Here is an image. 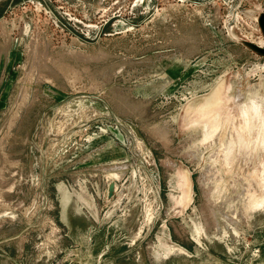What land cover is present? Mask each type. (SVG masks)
Instances as JSON below:
<instances>
[{
    "label": "rangeland",
    "instance_id": "obj_1",
    "mask_svg": "<svg viewBox=\"0 0 264 264\" xmlns=\"http://www.w3.org/2000/svg\"><path fill=\"white\" fill-rule=\"evenodd\" d=\"M262 14L0 0V264H264V199L202 168L210 145L182 129L217 76L264 83Z\"/></svg>",
    "mask_w": 264,
    "mask_h": 264
},
{
    "label": "clouds",
    "instance_id": "obj_2",
    "mask_svg": "<svg viewBox=\"0 0 264 264\" xmlns=\"http://www.w3.org/2000/svg\"><path fill=\"white\" fill-rule=\"evenodd\" d=\"M183 117L184 134L199 133L197 146L211 147L201 167L232 180L243 173L246 196L264 199V83L229 92L217 76L189 98Z\"/></svg>",
    "mask_w": 264,
    "mask_h": 264
},
{
    "label": "water",
    "instance_id": "obj_3",
    "mask_svg": "<svg viewBox=\"0 0 264 264\" xmlns=\"http://www.w3.org/2000/svg\"><path fill=\"white\" fill-rule=\"evenodd\" d=\"M259 25H260V28L264 34V14L261 15L260 19H259ZM252 50H254L255 52L261 54L264 56V49L263 48H260L258 46H255L253 44H249L248 45Z\"/></svg>",
    "mask_w": 264,
    "mask_h": 264
},
{
    "label": "bare ground",
    "instance_id": "obj_4",
    "mask_svg": "<svg viewBox=\"0 0 264 264\" xmlns=\"http://www.w3.org/2000/svg\"><path fill=\"white\" fill-rule=\"evenodd\" d=\"M262 44V43H261ZM258 46V45H257ZM258 47H260V48H264V47H261V46H258Z\"/></svg>",
    "mask_w": 264,
    "mask_h": 264
}]
</instances>
